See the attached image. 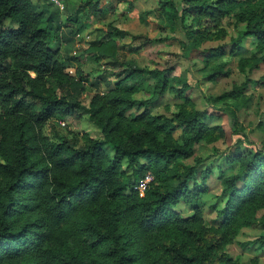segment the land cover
<instances>
[{
    "label": "trees",
    "instance_id": "1",
    "mask_svg": "<svg viewBox=\"0 0 264 264\" xmlns=\"http://www.w3.org/2000/svg\"><path fill=\"white\" fill-rule=\"evenodd\" d=\"M45 10L32 0H0V264H240L224 246L243 227L264 228V145L230 158L238 168L222 174L225 202L207 225L200 192L189 185L195 165L184 159L199 142L224 137V129L208 126L189 99L169 118L152 114L150 99L133 97L148 80L157 94L174 83L184 86L172 67H125L113 88L95 92L87 106L58 92L65 85L83 88L85 81L66 72L49 43ZM76 13L62 24H75ZM156 14L166 19L165 29L184 33L192 51L226 38V16L243 24L229 49L202 51L207 64L240 53L246 37L258 50L264 47V0H160ZM91 48L116 61L112 38ZM263 59L242 56L238 69L252 70ZM224 66H211L209 78L228 75ZM244 88L234 86L219 98L238 96ZM80 109L102 139L82 133L54 141L44 134L46 121L65 120ZM179 128L180 140L173 134ZM147 171L154 180L140 195L134 187ZM181 199L195 203L193 215L172 209ZM257 243L264 246V233Z\"/></svg>",
    "mask_w": 264,
    "mask_h": 264
},
{
    "label": "rangeland",
    "instance_id": "2",
    "mask_svg": "<svg viewBox=\"0 0 264 264\" xmlns=\"http://www.w3.org/2000/svg\"><path fill=\"white\" fill-rule=\"evenodd\" d=\"M47 1L32 0L37 10L46 6L44 22L49 43L58 49L59 57L66 65V72L76 80L85 81L83 88L79 85H65L57 88L58 92L67 93L71 99L87 106L95 92L113 88L116 80L124 76L125 67H172L174 70L171 75L181 76L184 86L174 83L170 85L171 90L157 94L153 91V82L148 80L133 97L150 99L148 110L154 115L169 118L176 113L178 104L185 98L189 99L208 126H221L224 129V137L214 142H199L194 147L193 155L184 159L186 163L195 165V176L190 179L189 185L200 192L201 215L205 223L211 225L216 210L225 202L222 174L228 175L238 168L230 164V158L260 150L264 145V59L252 70L247 66L244 72L238 69L242 56L254 54L256 58L264 57V47L258 50L256 42L246 37L241 42L240 53L211 58L207 64L203 50L228 45L230 39L237 37L238 32L244 29V25L237 24L231 15L223 20L226 38L205 41L197 50L192 51L190 46L185 45L186 38L181 30L172 33L163 27L166 19L156 14L160 0H63L62 7L46 4ZM92 4H96L92 10L94 12H90ZM75 11L77 22L67 26L62 24ZM110 38L115 41L116 61L109 56H100L91 48ZM225 48L229 49V45ZM222 62L225 63L224 70L228 71V75L210 79L211 66ZM243 83L245 88L240 95L219 98ZM142 109H132L131 112L136 113ZM182 131L179 128L173 133L178 140ZM43 132L54 141H60L65 136L79 137L82 133L95 139L103 138L100 129L81 109L65 120L49 119ZM238 139L241 141L238 142ZM104 148L111 156V146L106 143ZM128 173H131V169H128ZM145 176L149 179L147 183L154 180L151 171H147ZM138 191L144 194V190ZM194 206V202L181 199L172 209L182 217H188L194 214ZM261 233H264V228L258 224L243 227L225 244L224 250L240 264H264V246L257 243Z\"/></svg>",
    "mask_w": 264,
    "mask_h": 264
},
{
    "label": "built area",
    "instance_id": "3",
    "mask_svg": "<svg viewBox=\"0 0 264 264\" xmlns=\"http://www.w3.org/2000/svg\"><path fill=\"white\" fill-rule=\"evenodd\" d=\"M49 2L50 3H52L53 5H55V6H57V7H62V4H63V0H49ZM148 176H145L144 177V179H142L138 184H137V186H135V188H137L138 186V188H137V190L138 189H142V190H144L145 188H146V186L148 185ZM140 193V195H143V194H141L142 193V191L141 192H139Z\"/></svg>",
    "mask_w": 264,
    "mask_h": 264
}]
</instances>
